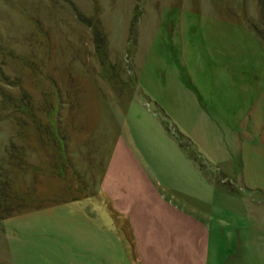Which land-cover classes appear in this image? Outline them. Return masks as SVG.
<instances>
[{
    "label": "rangeland",
    "instance_id": "obj_1",
    "mask_svg": "<svg viewBox=\"0 0 264 264\" xmlns=\"http://www.w3.org/2000/svg\"><path fill=\"white\" fill-rule=\"evenodd\" d=\"M0 264H264V0H0Z\"/></svg>",
    "mask_w": 264,
    "mask_h": 264
},
{
    "label": "trees",
    "instance_id": "obj_2",
    "mask_svg": "<svg viewBox=\"0 0 264 264\" xmlns=\"http://www.w3.org/2000/svg\"><path fill=\"white\" fill-rule=\"evenodd\" d=\"M100 35H98V34H94V37H95V39H96V37H99ZM101 43V42H100ZM98 44H99V42H98ZM38 126H39V124H38ZM40 127V126H39ZM39 207H41L40 205H38V206H35L34 208H39ZM29 208H31V207H28V206H26V205H24V204H22V205H19L18 207H16V208H12L11 210H10V212H9V214H7V215H5V216H3V218L4 217H8V216H10L12 213H15V212H20V211H22V210H26V209H29ZM2 219V218H1Z\"/></svg>",
    "mask_w": 264,
    "mask_h": 264
}]
</instances>
